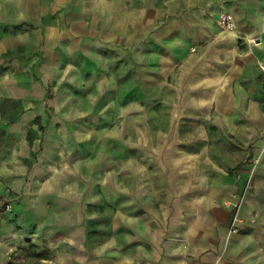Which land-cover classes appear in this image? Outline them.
<instances>
[{
    "label": "crops",
    "instance_id": "crops-1",
    "mask_svg": "<svg viewBox=\"0 0 264 264\" xmlns=\"http://www.w3.org/2000/svg\"><path fill=\"white\" fill-rule=\"evenodd\" d=\"M263 5L0 0V262L264 264Z\"/></svg>",
    "mask_w": 264,
    "mask_h": 264
},
{
    "label": "built area",
    "instance_id": "built-area-1",
    "mask_svg": "<svg viewBox=\"0 0 264 264\" xmlns=\"http://www.w3.org/2000/svg\"><path fill=\"white\" fill-rule=\"evenodd\" d=\"M219 23L227 30H232L234 27L232 17L226 12L220 14ZM246 163L249 165L251 170H254L260 163V155L256 154L248 157ZM236 177H239V175L236 174ZM249 185L250 179L248 178L243 189L238 192L236 197L229 203L232 207L231 216L228 222V230L230 234L238 233L240 231V226L246 221V219L240 214V210L245 199V195L249 189ZM6 209H9L8 204L6 205Z\"/></svg>",
    "mask_w": 264,
    "mask_h": 264
},
{
    "label": "rangeland",
    "instance_id": "rangeland-1",
    "mask_svg": "<svg viewBox=\"0 0 264 264\" xmlns=\"http://www.w3.org/2000/svg\"><path fill=\"white\" fill-rule=\"evenodd\" d=\"M261 1H262L263 4H264V0H261ZM223 12L228 13V14L232 17V19H233V21H234L233 15H232V13L229 12V11H222V12L219 13V16H220V14L223 13ZM261 13H262V17H263V19H264V5H263L262 8H261ZM218 20H219V17H218ZM220 25H221V24H220ZM221 27H222L224 30H227V29H225L223 26H221ZM234 27H235V23H234ZM234 27H233V29H234ZM233 29H232V30H233ZM4 143H5V134H4L3 130H2V128L0 127V146L2 147V145H3ZM7 204L9 205V202L5 201L4 199H2V197H0V215H1L4 211L8 210V209H6V205H7ZM41 252H43L41 249H37L36 253H34L33 255H31V257H30V261H24V262H22V261H17V260L15 259L17 256H15L13 253H11V254L7 255V256L5 257L3 263L0 262V264H41L40 261L37 260V257H38V255H39Z\"/></svg>",
    "mask_w": 264,
    "mask_h": 264
}]
</instances>
